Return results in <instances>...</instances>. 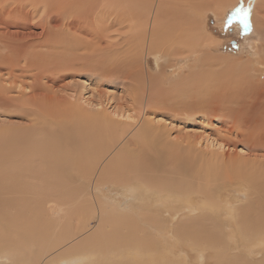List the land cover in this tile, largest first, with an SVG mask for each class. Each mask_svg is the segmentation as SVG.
<instances>
[{"label": "rangeland", "instance_id": "374dc122", "mask_svg": "<svg viewBox=\"0 0 264 264\" xmlns=\"http://www.w3.org/2000/svg\"><path fill=\"white\" fill-rule=\"evenodd\" d=\"M108 1V6H101L100 2L95 5L98 8L94 7L92 28H88L90 29L88 31L86 29V32H76V34L72 33L73 31L71 32L72 29L69 31L66 29L70 22L67 13L65 16L61 14L63 19L54 16L50 18L47 17V13L43 14V3L38 5L39 8L37 9L39 11L35 12L36 15L34 14V17L32 16L29 19V23L27 22L31 28L30 30L39 34L44 28L49 33L48 37H55V40L59 41L69 40L63 42L65 44L71 43L72 45H70L73 47H70L69 52H67L68 49L64 45L61 49L64 55L63 58L76 53L72 56L76 55L78 58H84L81 61L85 63L86 60L87 63H81V65H84V69H81L83 66L80 68L77 65L75 69L68 71V68H64L62 65V69L57 73L58 69L56 68L57 74L51 73L50 78H45L46 82H42L43 86L41 85V87H38L41 83L39 85L36 83V89L34 78H26L27 83L24 82V85L20 88H23L21 90L26 93L25 98H29L30 101L32 99L34 105H29V102H26L27 105L25 102H23L24 104L16 102L14 107L6 109L0 107V130L9 128L12 132L10 138L0 137V164L13 165L23 161L20 156L23 154L22 159H26V153L32 148L28 144L32 142L30 144L32 145L35 141L37 142L34 143L35 149H40L47 141V134H55L61 139L62 134L65 133V136H73L78 140L75 144L76 152H82L86 157H90L96 162L95 179L97 178L93 182L96 191L94 192L93 187L89 185L90 191L88 189L87 198L83 199L85 201L79 202V205H76L78 208L74 206L75 217L78 221L73 222V220L64 219V223L68 224L65 228L72 230V226H83L88 222L89 228L82 234L97 232L100 228V226L97 228L100 214L94 212L95 208L92 209L91 205H104L109 207L110 212H113L115 206H118L122 213L130 214L135 211L131 209H136L138 210L137 215H157L160 217L158 225L166 231L161 237L156 236L158 245L161 247L166 245L170 248L165 241V236L170 233L169 230L173 232L175 228L178 230V235H180L181 232L187 229L188 223L189 226L190 224L195 227L206 226L205 230H199L203 232L202 234H218L222 230H225L222 231L223 235L227 230L230 233L233 230L238 233L237 214L247 209L252 200L264 204V191L248 188L245 186L247 184L242 182L237 174L235 175L239 179H235L236 176L233 179L237 182L224 184L222 180H217L209 183V185L205 179L202 180L197 176V172L202 171L200 162H196L197 167L193 169V172L194 170L195 172L188 177L191 172L186 170H182V174L173 172L175 167L173 160L178 156L187 159L188 157H195V155L210 157L212 153L226 152L229 156L233 155V157L234 155L235 157L236 155H243L248 159L259 158V160L264 161V95L259 96V89L264 88V78L260 77V80H256L255 77L249 78L240 75V71L238 73L233 71L232 74L230 67L222 66L221 69L217 68L218 66H213L215 72L211 69L207 74L208 77L204 74L206 69L200 71L203 72V77L205 75L207 77L205 83L201 81L202 85L204 84L206 87L204 88L206 92L202 88L203 93L199 95L197 91L195 94L198 96L195 97L194 95L195 98H193L192 93L184 90V93L180 96L174 92V88H176L175 86L183 77V74L188 72V69L181 73L182 76H179L176 71H178V68L181 71L180 67L183 64V66L188 67L189 63H194V58L188 63L183 60L184 53L188 55L189 50L186 51L185 49L184 51L182 49L183 52L180 55L177 52H174L176 55L170 52L165 55L166 58H162L158 63V59L162 56L160 50L162 44L158 42L155 49L153 47V50H149L144 42V38L149 35L153 12H156L160 3L155 2V0H151L153 4L150 0ZM257 1L259 2V0H235L237 4L234 5L236 6L226 8L222 14H219L220 9L217 10L213 3L208 4V7H204L207 5L201 6V9L194 12L196 16L193 15V17L196 18L190 22L193 28L189 23L186 25L192 28L189 27L192 30H190L191 39L194 40L195 37H200L199 42H197V44H200L198 45L200 49H196L200 50L201 53H203L201 42L206 41V39L210 41V44L204 49V52L206 50L205 54L203 53L205 59H212L213 56L224 59L232 57L229 59L232 64L233 59L244 63L254 57V51H252L249 43L257 39L258 34L252 25L254 11L251 3L254 5ZM80 2L82 5L86 0ZM78 9L81 10L82 8L78 7ZM196 9L195 7L194 10ZM238 9H244L248 12L247 27L242 21V14L236 15ZM95 11L97 12L95 13ZM172 13H167L168 21L183 18L182 16L178 17L177 13H175L177 16L172 17ZM186 17H188V14H185L184 18L187 19ZM93 30L95 31L93 32ZM141 38L142 40H140ZM169 40L171 42V38ZM108 43H111V51L105 49ZM193 43L196 45V42L192 41V46ZM101 46L102 49L98 48ZM192 46L190 51L195 49ZM170 54L173 56L172 58ZM86 56H89V59ZM92 59L95 61L92 62ZM167 61L172 64L171 67H174L171 68ZM96 62H99L98 65ZM91 64H93V67L90 66ZM93 68L95 69L93 70ZM207 71L209 70L207 69ZM256 75L258 76V74ZM223 76L224 79H222ZM240 76L244 79L241 80ZM220 79L221 83L224 81L223 85L220 83ZM198 80H202V78L199 77ZM181 81L183 80L181 79ZM184 81H186L185 77ZM236 82L242 87H239ZM19 83L22 84L23 82L20 81ZM30 84L34 85L30 87ZM27 85L28 90L23 87ZM33 88L32 95L28 94ZM13 92L9 96H21L16 93L17 91ZM254 92L258 93V96ZM24 105L25 107H23ZM67 105H71L76 112L74 115L71 114L70 117L65 116L69 113L66 110ZM27 107L30 108L26 109ZM33 108H35V111L32 110ZM23 109L33 113L29 112V116L25 115L27 112L22 111ZM196 111H204L205 117ZM89 115H96L99 118L96 119V122L83 118ZM145 119L150 121L146 122ZM35 121H38L39 125ZM141 127H146L142 133L140 132ZM21 128L22 130H20ZM20 131L22 132L20 133ZM157 131L162 135L156 136ZM18 134L21 140L16 137ZM6 138L7 141L13 139H11V143L8 141L7 144ZM142 138H145L147 143L142 142ZM182 143L187 144L186 151L179 146ZM5 144H7V147ZM90 149L92 151H89ZM16 153L18 156H16ZM35 159L38 163L43 162V159L39 157H35ZM170 161L172 162L170 163ZM75 163L72 162L71 164L77 166L78 163ZM63 176L64 172L61 177ZM64 177L61 183L67 180L68 183L71 182L70 184H72L70 186L66 182L64 188L76 190L78 187L81 188V181H72L66 177V174ZM127 183L130 185L134 183L138 187L134 196L126 189L125 185L130 186ZM158 183L177 186V191L175 192L167 187L160 191L157 189ZM67 185L70 187H66ZM259 193H262L263 197ZM178 196L184 199L183 202L187 200L186 209L175 207ZM35 197L30 200L31 198H28V195L14 194L8 191L0 194L1 200L16 198L15 201H19L22 198H28L26 200L37 203L38 199ZM156 201L159 205L162 202L161 208L154 206ZM209 204L214 207L207 208ZM204 207H206L205 214H203ZM254 209L255 206H253L252 211H255ZM234 211H237V214H234ZM182 213L188 214V216L182 215ZM79 217L80 219H78ZM87 218L89 221H86ZM139 226L143 227L145 225L140 223ZM1 231L0 226V233H3ZM124 231L126 230L124 229L122 232ZM107 232H112V229H108ZM136 234L139 236L138 229ZM175 234L177 235V233ZM83 235L77 237L78 239L68 241L66 245L69 243V246L64 244L59 250L50 252L46 259H55L58 255L81 245L82 241L90 234H87L86 237ZM223 235L218 236L225 240ZM261 238L264 239V237ZM109 240L112 241L109 246L114 249L121 246L115 239L114 241L112 238ZM225 242L228 243L226 240ZM260 244L264 245V240L258 241L257 247ZM178 245L179 240L177 237V240L173 239V248L170 249H177ZM193 246L189 248L188 253L189 257L195 260L197 248L194 249ZM200 248L205 249L206 259L209 260L212 250L202 246ZM44 249L45 247L41 251ZM9 250L11 255L17 256L13 247H10ZM173 253H170V256L178 259ZM170 256L167 258L172 259ZM65 257L67 256L64 255L60 258L66 260ZM255 257L253 261H259L261 255L256 254ZM213 261V258H211L209 264H212ZM10 262L8 261L5 264H11Z\"/></svg>", "mask_w": 264, "mask_h": 264}, {"label": "bare ground", "instance_id": "6f19581e", "mask_svg": "<svg viewBox=\"0 0 264 264\" xmlns=\"http://www.w3.org/2000/svg\"><path fill=\"white\" fill-rule=\"evenodd\" d=\"M78 1L79 0H0L1 108L5 107L6 109L9 107H14L16 102H25V104L26 102H29V105L32 104V99L30 101L29 98H25L27 95L23 90H21L23 88H20L22 85H24V82L27 83L26 78H34L36 89V83L37 85L41 83L38 87H41V85L43 86L42 82L45 81V78H50V74L56 73L57 69V73H59L63 66L64 68H68V71L70 69H75L77 65L80 68L83 66L81 69H84V65H81V63H83L81 60L84 58H78L76 55L72 56L76 53H72V55L65 56L66 58H63L64 55L61 49H63L65 45L68 49L67 52H69V48L72 45L71 43V45L68 43L65 44L63 41L66 40V42H68L69 40L65 39L63 41H59L55 40V37H48L49 33H47L46 29L44 28H42V31H40L39 34L33 33V31L30 30V26H28L29 19L32 18L35 12L39 11L37 9L39 8L38 5L43 3L42 11L44 15L47 13V17L52 18L54 16L59 19H63L61 14H64L65 16L67 13L70 17V22L68 28L66 29L68 31L72 29L71 32L73 31L72 33L75 34L76 32H86V29L88 31L92 28L91 23L94 21V19L92 20V16L94 13V7L96 8L95 5H98V2H100L101 6H108L109 1L105 0V2L104 0H86V2L82 5L80 2L81 0L79 2ZM156 1H158L160 4L158 9L156 8L157 10L155 13L152 11L153 19L149 30V35L144 38L146 47H148L149 50H153L155 49L158 42L162 44L161 49L159 47L162 56L160 59H158V63L159 60H162V58H166L165 55H168L170 52L174 55H176L174 52H177V54L180 55V53L183 52V50L185 51V49L186 51L189 50L188 55H185L184 53L183 60H185V63H188V61L190 62L191 59L194 58V63H189L188 67L183 66V64L182 67H180L181 71H179V68L177 69L178 71H176V66L175 71L178 72L177 74H179V76H182L181 73H184V71L187 69L188 72L183 74V77L181 78L183 81L180 79L181 83L179 84L180 81H178L176 84V88H174L175 93L181 96L184 93V90H186L189 93H192L191 95H193V98L196 97L197 94L195 93L197 91L199 92V95L202 94L203 89L206 88L204 84L202 85V83L206 82V78L208 77L207 74L211 71V69L214 71L213 66H218L217 68H221L222 66L230 67L232 74L233 71L237 73L240 71V75L249 78L255 77L256 80H260V77L264 78V0H259V2L257 1V3L254 5L251 3V6L253 7L252 9L254 11L252 25L258 34V38L252 40L249 43L252 51H254V57L246 60L244 63L233 59L232 64L229 61V59L232 57L224 59L213 56L212 59H205L206 57L204 54L206 50L204 52V49L207 48L206 46L210 44V41L206 39V41L201 42V44H203L201 46H203L202 49L204 54L201 53V51L198 50L200 49L198 48V45L200 44H197L200 37H195L194 40L190 38V30L193 28V25H191L190 22L193 21L192 19L196 18L194 12L201 9V6L207 5L204 7H208V4L213 3L217 10L220 9L219 14H222L226 8L231 6L234 8L236 6L234 5L237 4L235 0H155V2ZM78 7L82 9L79 10ZM195 7L197 8L196 10H194ZM96 12L97 11H95V13ZM168 12H173L172 17L177 16L178 14V17L182 16L183 18L181 20L171 19L168 21ZM185 14H188V17H186L187 19L184 18ZM193 15L195 16L193 17ZM188 23L192 26V28L189 26L191 29H189L188 25H186ZM94 31L95 30H93V32ZM170 38L171 42L169 40ZM140 40H142V38ZM192 41L196 42V45L193 43V46L195 47L192 46ZM110 44L111 43H108V45H106V50L111 51L112 46ZM191 46L192 48H195L193 51H190ZM98 48L102 49V46ZM172 57L173 56L171 55V58ZM86 58L89 59V56H86ZM94 61L95 60L92 59V62ZM85 63H87L86 60ZM98 63L99 62H96L97 65ZM167 63L171 67L172 64H170L168 61ZM92 65L93 64L90 66L93 67ZM94 69L95 68H93V70ZM204 69H206V71L207 69L209 70L207 73L206 71L204 73L207 75V77L206 75L203 77V72H200L204 71ZM173 73L175 72L173 71ZM256 74H258V76ZM184 77L186 78V81H184ZM199 77H201L202 80H198ZM240 77L241 80L244 79V77ZM222 79H224V76ZM20 81L23 83H19ZM201 81L203 82L201 83ZM223 82L224 81H222V83ZM238 82H240V80H238ZM211 83L213 84V82ZM34 84H30V87ZM236 84L238 83L236 82ZM28 85L23 87H26L28 90ZM212 86L214 87V85ZM13 91L21 96H9V94H11ZM31 91H34V88L33 90L31 89L30 92ZM30 92L28 94L32 95V92ZM263 95L264 88L261 87L259 89V96ZM256 96H258V93H256ZM23 107H25V105ZM28 108L30 107H27L26 109ZM24 110L25 109L22 111ZM32 110L35 111V108ZM66 110L69 112L67 115H65L67 117H70L71 114L74 115L76 113L75 110L72 109L71 105H67ZM63 111L64 114H66L65 110ZM25 112H27V110H25ZM29 112L31 111H28L25 115H30ZM196 112L198 114H203V117H205L204 111ZM33 115L36 116L35 114ZM83 118L96 122V119L99 117L96 115H89ZM145 121L149 122L150 120L145 119ZM35 122L38 124V121ZM145 128L146 127H141L140 132L142 133ZM20 130H22V128ZM21 132L22 131H20V133ZM10 134H12V132L9 128L0 130V137L3 136L8 138ZM158 135L162 134L157 131L156 136ZM18 136L19 134L16 137L20 138ZM7 138L5 139L6 141ZM11 139L8 140L10 143ZM8 141L6 142L7 144ZM77 141L78 140L73 136H65V133L62 134L61 139L55 134H47V141L44 142L43 140L44 144L41 146V148L39 147L40 149H35L36 146L34 143H37L35 141H33L34 145H30L32 142L28 144V146L32 148H30L28 153H26V159H22L23 154L20 156V159L23 161L13 165L0 164V194L7 193L8 191L14 194L28 195V198H31L30 200H32L33 197L38 196L35 198L39 200H37V203H32L30 200H26L28 198H22V200L19 201H15L16 198L10 200L0 199V226L2 228L1 232H3L0 233V246H2L0 247V264H5L8 261H13L10 262L11 264H192L193 262L196 264H209L211 263V258L214 260L212 264H264V245L260 244L257 247V242L264 240L261 238L264 237V204L258 201L254 202L253 200L249 203L247 209L240 211V214H237V211H234V214H237L238 216V218L236 216V221L239 234L235 233L234 230L232 233L227 230L225 235H223L222 232L225 230H222L218 234H202L203 232L199 230H205L206 226L195 227L191 224L189 226L188 223L187 229L184 232H181L180 235H178V230L174 228V233L172 230H169L170 233L165 236V241L170 246V248H173V239L177 240L178 237L179 247L177 249H170L166 245H163L162 247L158 245L156 236L161 237V235L166 232L165 229L163 230L161 226L158 225V219H160V217L157 215H137L136 212L138 210L136 209H131L135 211L129 214L122 213L118 206H115L114 211L110 212L108 206L91 205L92 209L95 208L94 212H98L100 214L99 225L97 227L99 228L100 226V228L97 232H87V234H90L89 236H87V234H82V232L89 228V225H87L88 222L86 225L84 224L85 226H75L73 224L75 227L72 226V230L65 228L68 226V224L64 223V219L68 221L73 220V222L77 220V217H75L74 213V206L78 208L76 205H79V202L82 203L85 201L83 199L87 198V194L90 191V186L93 187L92 190L94 192L96 191L93 184V182L97 180V178L95 179L96 162H94L92 158L86 157L84 153L76 152L77 150L75 148V144ZM141 141L147 143L145 138H142ZM7 144H5L6 147ZM179 146L186 151L185 147L187 144L182 143ZM30 150H32V152H30ZM89 151L92 150L90 149ZM16 156H18L17 153ZM35 157L43 159V162L38 163ZM173 161L175 164L173 172L177 174H182V170H186L191 172L188 177L192 176V173L195 172V170L193 172V169L197 167L196 162H200L202 171H198L197 176L202 180L205 179L206 183L208 182V184L217 180H222L224 184L228 182H237L239 179L235 175L237 174L240 176V180L247 184L245 186L248 188H254L261 192L264 191V161L259 160V158L248 159V157L243 155H236V157L234 155L233 157V155L229 156L226 152H218L214 154L212 153L210 157H205L203 155L199 157L198 155H195V157H188L187 159H184L183 156H178ZM72 162H76L75 164L78 163L77 166L71 164ZM171 162L172 161H170V163ZM63 172L64 176L66 174L68 179L72 181H81V188L78 187L77 190L73 188H64L65 183H68V181L66 180V182L61 183V180L64 177H61ZM235 176V179H237L236 181L233 180ZM70 183H68V185ZM164 184L158 183L157 189L161 191L163 188L166 189L167 187L170 190L175 192L177 191V186L173 185V187L172 185L168 186L169 184ZM68 185L66 187H70L72 184H70V186ZM125 187L133 196L138 189L134 183H131L130 186L125 185ZM260 196L263 197V194L261 193ZM182 200L184 201L183 198L178 196L175 201V207H183L186 209L185 206L187 204V200L186 202H183ZM158 205V201H156L154 206L157 208H161L162 202L159 206ZM253 206H255V211H252ZM80 207L81 205L79 208ZM209 207L211 209L214 206L209 204L207 208ZM205 209L206 207H204L203 214H205ZM182 215L188 216V214L184 213H182ZM78 219H80V217ZM87 220L88 218L86 221ZM140 223H143L145 226L140 227ZM110 228L112 229V232H107V230ZM124 229L126 231L122 232ZM137 229L139 231V236L137 234L135 235ZM175 233H177V235ZM80 234L85 237L87 236V238L82 241L83 243H81V245L71 248L69 251L58 255L55 259H46L50 252L59 250L62 245H66V243L70 240L75 238L78 239L77 237L82 236ZM197 234L202 236H198ZM218 235H223V238L225 236V240L228 243H226L225 240H222V238H220ZM111 238L113 241L115 239L121 244L118 249H114L112 246H109L110 242H112L109 240ZM69 245L70 244L68 243L66 246ZM193 245L199 247H194ZM192 246L194 249L197 248V257L195 260L189 257L190 255L188 253L189 248ZM200 246L212 250V253H210L211 255L209 254V260L206 259L205 249H201ZM10 247H13L14 250H16L15 254L17 256H14L13 254L11 255L9 253ZM44 247L45 249L41 251V249ZM170 253H173L176 257H178V259L171 257ZM239 253H241V255H239ZM256 254L261 255L259 261H253L254 258H256ZM64 255L67 256L65 257L66 260H62L60 258ZM164 255L166 258L163 257ZM169 256L172 259L167 258Z\"/></svg>", "mask_w": 264, "mask_h": 264}, {"label": "snow or ice", "instance_id": "6c2138e0", "mask_svg": "<svg viewBox=\"0 0 264 264\" xmlns=\"http://www.w3.org/2000/svg\"><path fill=\"white\" fill-rule=\"evenodd\" d=\"M241 14H242V17H241L242 21L245 27H247L248 26V12L244 9H238L236 15H241Z\"/></svg>", "mask_w": 264, "mask_h": 264}]
</instances>
